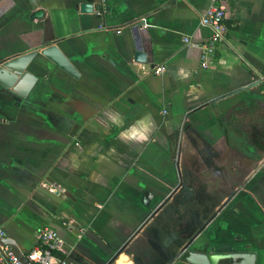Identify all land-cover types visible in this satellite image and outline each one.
Instances as JSON below:
<instances>
[{"label":"crops","instance_id":"crops-1","mask_svg":"<svg viewBox=\"0 0 264 264\" xmlns=\"http://www.w3.org/2000/svg\"><path fill=\"white\" fill-rule=\"evenodd\" d=\"M37 1L0 0V62L36 52L25 97L0 86L5 239L26 253L51 229L69 264H264V0ZM211 6L227 34L202 68L185 39L209 37ZM48 45L76 78L40 55ZM149 115V139H130ZM192 218L209 219L196 231Z\"/></svg>","mask_w":264,"mask_h":264},{"label":"water","instance_id":"water-1","mask_svg":"<svg viewBox=\"0 0 264 264\" xmlns=\"http://www.w3.org/2000/svg\"><path fill=\"white\" fill-rule=\"evenodd\" d=\"M28 2L32 8L38 10L39 3L37 0H28ZM90 10V4H83L80 7V11L82 13L90 12ZM42 14V11H36L34 13V17H40ZM39 53L42 57L71 77L76 78L78 76L69 60L55 45H48L42 48ZM35 54L36 52H31L28 55L0 62V86L5 89H11V91L17 93L21 97H25L29 92L31 85L35 81V78L27 71V68ZM135 60L144 62L146 60L145 55L137 52L135 54ZM22 81H24L23 84ZM2 243L8 245L13 250L17 258H19L22 262H25L23 257L24 253L20 251L12 240L3 239ZM189 257H192L188 259L189 261L185 260L188 264H254L255 260V255L253 253L208 255L207 257H203L201 255H190Z\"/></svg>","mask_w":264,"mask_h":264},{"label":"built area","instance_id":"built-area-1","mask_svg":"<svg viewBox=\"0 0 264 264\" xmlns=\"http://www.w3.org/2000/svg\"><path fill=\"white\" fill-rule=\"evenodd\" d=\"M225 11L222 6H211L200 19V25L210 29L209 37L199 43L185 39V44L196 47L200 51V66L207 68L213 59L219 44L226 40L227 29L223 23ZM163 68H157L156 74H161ZM5 232L0 229V264H69L57 255L58 238L56 233L48 228L39 229L37 232V244L23 254L25 262H22L13 250L2 241Z\"/></svg>","mask_w":264,"mask_h":264},{"label":"clouds","instance_id":"clouds-1","mask_svg":"<svg viewBox=\"0 0 264 264\" xmlns=\"http://www.w3.org/2000/svg\"><path fill=\"white\" fill-rule=\"evenodd\" d=\"M153 128L154 122L152 121L151 116H145L136 121V123L128 129V132L130 133L129 138L133 141H147Z\"/></svg>","mask_w":264,"mask_h":264},{"label":"rangeland","instance_id":"rangeland-1","mask_svg":"<svg viewBox=\"0 0 264 264\" xmlns=\"http://www.w3.org/2000/svg\"><path fill=\"white\" fill-rule=\"evenodd\" d=\"M259 134V133H258ZM261 135L260 136H258V144L261 146L259 149H263V145H264V132L263 133H260ZM260 152V151H259ZM263 160H264V154H262V153H258L257 154V162H258V164H257V167L259 166V165H261V163L263 162ZM241 162H244V159L242 158L241 159V161H240V170H241V174H242V178H243V173L245 172V169H247L246 167H245V165L243 164V163H241ZM248 162L249 161H247V162H244V163H246V164H248ZM250 163V162H249ZM255 170V169H254ZM208 203H206V202H204V203H202V205H207ZM180 208V207H179ZM188 208H189V206H188ZM196 209H199V208H196ZM209 218H203L202 220H200V218L199 219H195V218H192V219H190L191 221H190V224L188 225L187 224V226L189 227L190 225H191V227H193L196 231H197V229H200L201 227H202V225L203 224H205L206 222H207V220H208ZM181 220H184V219H180V218H177V219H175V221L176 222H180ZM198 220V221H197Z\"/></svg>","mask_w":264,"mask_h":264},{"label":"trees","instance_id":"trees-1","mask_svg":"<svg viewBox=\"0 0 264 264\" xmlns=\"http://www.w3.org/2000/svg\"><path fill=\"white\" fill-rule=\"evenodd\" d=\"M188 126V123H185V127H187ZM58 255V254H57ZM59 257H60V255H58ZM61 258V257H60Z\"/></svg>","mask_w":264,"mask_h":264}]
</instances>
